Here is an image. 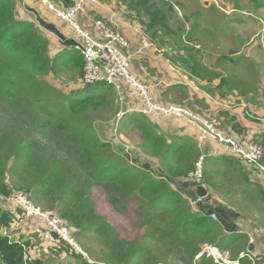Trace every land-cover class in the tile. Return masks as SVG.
Segmentation results:
<instances>
[{"label": "trees", "instance_id": "trees-1", "mask_svg": "<svg viewBox=\"0 0 264 264\" xmlns=\"http://www.w3.org/2000/svg\"><path fill=\"white\" fill-rule=\"evenodd\" d=\"M99 1L117 6L120 17L140 28L141 36L174 66L184 68L193 79H205L199 63L183 53L188 47L181 30L170 25L173 7L166 5L165 11L155 0ZM252 2L258 11L264 10V0ZM15 3L0 0V98L13 111L11 116L7 114L11 117L10 126L0 128V264H50L41 253L46 248L69 256L75 263L91 264L65 243L45 244L39 227H34L33 220H39L25 219L21 208L11 201L14 191H24L31 200L53 211L75 234L101 236L112 264H136L139 256L149 255L146 240L134 247L125 246L107 218L97 211L92 199L94 188L104 191L109 204L120 214H125L130 201H135L139 227H149L146 239L157 238V242L164 244L160 251L164 259L174 255L181 264H213L205 252L209 244L233 253L234 260L247 263L241 258L250 248L246 247V236L230 233L239 237L225 244L227 232L236 231L235 224L224 223L216 212L205 216L181 191L179 184L189 181L203 157L196 145L183 138L169 141L156 133L145 116L133 115L127 124L120 125L124 135L137 141L133 145L135 150L129 147L135 158L128 161L119 145L105 138L103 132L104 123L115 125L118 121V92L105 84H98L95 89L85 85L81 52L66 41L53 54L46 30L38 23L22 19ZM74 70L79 89L73 88L70 93H64L47 79ZM218 78L220 85L211 86L208 92H219L225 99L230 93L221 88L229 81L220 75ZM207 79L212 81L209 75ZM240 87L241 99L246 92ZM235 159L222 156L221 161L225 166H233ZM135 160L141 165L150 163L155 172L146 171ZM250 168L256 178L261 175ZM160 174L165 178H160ZM203 183H212L207 181L206 173ZM213 208L204 207L207 211ZM214 214L218 221L212 220ZM24 220L30 221V231L16 233L13 227ZM166 220L173 227L163 233L162 229L171 225ZM238 240L244 241L239 248L244 250L234 255V243ZM160 261L154 258L151 264Z\"/></svg>", "mask_w": 264, "mask_h": 264}, {"label": "rangeland", "instance_id": "rangeland-1", "mask_svg": "<svg viewBox=\"0 0 264 264\" xmlns=\"http://www.w3.org/2000/svg\"><path fill=\"white\" fill-rule=\"evenodd\" d=\"M155 1L165 11H167L166 5L173 7L170 25L176 31L181 30L184 43L188 47V49L183 50V53H185V56L192 57L197 61V63H199L200 73L205 76V79L200 78V81L195 79L199 82V88L208 92V89L211 86H219L221 78L216 79V76L220 75L222 79L225 78L229 81L227 85L221 88V91H227L230 93L227 98H221L223 99L222 101L224 102V107L232 109L231 105H238L240 108H248L249 116H254V120L257 123H261V120L264 119V117L259 116L260 112H264V10L258 11L255 4L252 2L253 0ZM74 40L80 42V39L77 36L74 37ZM224 58L227 59V61ZM231 59L235 62H232ZM133 67L134 62L131 61V70ZM208 75L212 78V81L207 79ZM77 76V70H74L73 72L61 74L59 77L50 75L47 79L64 93H70L73 91V88L79 89ZM238 86H241L240 88L243 89L242 91L244 93L246 92V96L244 98H239L240 93ZM92 87L95 89L99 86L94 85ZM229 88H232L231 92L228 91ZM217 93L219 94V92ZM218 94L216 95L218 100L214 101L220 105L222 101H219L220 96ZM119 96V102H124L125 96ZM141 109L142 106L139 110H136V112L140 113ZM257 109L258 111H256ZM120 110L118 121L115 125H110L109 122L104 123L103 132L105 134V138L107 137L109 141H112L117 145L125 143L135 150V147L133 146L135 145L134 142H137L135 138L124 134V137L121 138L120 136L123 132L121 131L122 127L120 125H124V123H120V115L124 111L123 103H121ZM12 112L13 111L10 106L7 107L6 103L0 98L1 130H4L5 124L10 126V116ZM127 132L130 133V131ZM214 161L216 160H207L206 162H203L207 175V181H213L215 176L214 172L217 171L221 174L223 173L222 175H224V171H227V176L224 178L230 177L229 183L236 184L237 181L233 175H236V168L240 169V161L236 160V164L231 167L225 166L224 164H221L223 166L220 165L214 167ZM208 167H210V171H208ZM222 181L223 178L218 180L217 183ZM92 199L99 214H102L107 218V221L116 231L119 238L122 239V242H124L126 247H134L136 244L142 243L146 240L145 244L149 255L143 254L139 256L137 258L138 264H151L154 258L161 259L160 264H181L177 259H175L174 255H168L167 259L160 256V251L164 247V244L157 242V238L149 240L144 237L145 232L149 227L145 229H141L139 227V220L136 215L137 205L135 201H130L126 213L120 214L111 204H109V200L104 191L94 188ZM32 203L42 209L45 213L48 212L50 214H55L53 211L46 209V207L44 208L41 204L36 203L34 199L32 200ZM245 205L246 207L240 211L242 212L243 217L248 219L247 217H250L251 212L256 209V205L249 200H245ZM169 219H171V217H169ZM212 220L215 221L213 218ZM166 221L170 222V220ZM23 222L24 221H21L19 226H22ZM167 223L165 225H167ZM170 224L171 225L169 227L162 229L163 233H167L173 227L171 222ZM239 225V229H241L243 223H240ZM247 229L250 230L251 236H253L251 239L247 238L248 243H246V247L248 245L252 246V240L256 242L254 233H252V227H248ZM71 232L73 236L72 238H74L75 242L81 248L82 253L77 251L74 247L73 249L77 253L82 254L89 263L112 264L107 258L109 250L103 244L102 240L104 239H101V236L92 237L91 235L86 234L81 235L79 232L76 234L73 231ZM234 239L235 238H230L228 241L229 243L227 242V244H230ZM205 247L217 248L214 245L209 244ZM239 248L240 246L235 247L236 251L234 255L238 252H243L244 249ZM205 251H207L206 254L209 257L208 259H211L213 264H218V262L222 264V262H224L223 260L235 261L231 257L233 253L230 255L229 252L220 251V249V253L218 254L209 253L208 250ZM41 253L45 254V257L48 259L50 264L67 262L71 264H84L82 262L75 263L69 258V256H66L63 253H56L48 248L42 249ZM200 256L201 255L197 258ZM255 261L256 264H264V255L257 257Z\"/></svg>", "mask_w": 264, "mask_h": 264}, {"label": "crops", "instance_id": "crops-1", "mask_svg": "<svg viewBox=\"0 0 264 264\" xmlns=\"http://www.w3.org/2000/svg\"><path fill=\"white\" fill-rule=\"evenodd\" d=\"M52 1L57 7L68 9L72 7L77 0ZM15 2L18 13L22 19L38 23L44 31L45 28L43 24L54 25L56 27L55 31H57L63 39L57 37L56 33L45 31L50 39L53 54L57 53L60 50L59 48L64 46L66 41L70 43L73 41L72 47L77 49L78 42L74 40L77 34L73 27L57 19L39 0H15ZM93 19L107 22L115 31L129 40L130 48L128 49V54L131 56V61L134 62L132 71L134 75L147 86L151 97L156 103L183 105L205 116V118L215 120L219 124V129L225 135L232 136L237 141H240L241 135L246 133L248 141H258V143L261 142L260 144L264 143V119L261 120V123H257L254 120V116H249L248 108H240L238 105H231L232 109L225 108L221 97L219 101L222 102L219 105L214 101L218 100L217 94L212 95L199 88V82L191 78L190 75L185 72L186 70L184 68L174 66L169 60H166L162 53L155 47L151 46L150 48L144 49L141 44V40L144 37L141 36L140 28L132 26L124 21V19L120 17L117 6H109L99 1L98 4L88 7L87 17H77V22L84 29L94 32L91 22ZM119 95L118 93V96ZM122 96H125L124 102L121 101V103H123L124 112H127V114L120 119V123L127 124L129 120L132 119L133 115H142L136 112V110L141 108L142 103L129 92ZM256 111H258V109ZM259 114V116L264 117V112H260ZM145 117L154 125L156 133L168 138L169 141L178 138L192 141L196 145L197 150L201 151V156L205 158L204 162L207 160H216L214 161V167L224 163L221 161L222 156H228L221 151V146L216 142L211 140L205 142L199 141L195 126L184 119L173 117L155 120L150 116ZM120 136L121 138L124 137L123 133H121ZM127 147L129 148L130 146L128 145ZM236 160L237 159H235V162ZM240 163V169L236 168V175H233L236 178V184L229 183L230 177L224 178L227 176V171H224V175L217 171L214 172L215 176L212 183L204 184L205 188L212 196V200L206 202L205 206H213L215 208L222 206V208L227 211L228 216L237 215L238 217L236 219L233 218L232 221L235 224L234 229H239V224L243 223L240 229L243 231L240 232L243 236H246V239H249L246 233L250 232L247 228L252 227V233H254L256 242L250 246L249 251L254 256L259 257L264 255V174L256 178L250 167L248 169L242 160ZM235 164L236 163H233V166ZM209 169L210 167H208V171H210ZM222 178L223 181L217 183V181ZM190 190L196 193L197 189L192 187ZM245 200H249L256 205V209L251 212L250 217H247L248 219H245L240 211L246 207ZM6 206L10 207L8 204H6ZM12 207L14 206L12 205ZM33 221L36 224L34 227H39L38 232H41V228L44 227H42L39 221H37L39 224L36 223L35 220ZM29 223L30 221L24 220L22 226H19L18 222L13 227V230L18 234L28 233L31 229ZM227 233L228 236L224 241L225 244L230 238L236 239L239 237L238 234L231 235V232ZM243 242V240H238L234 245L235 247H239Z\"/></svg>", "mask_w": 264, "mask_h": 264}, {"label": "built area", "instance_id": "built-area-1", "mask_svg": "<svg viewBox=\"0 0 264 264\" xmlns=\"http://www.w3.org/2000/svg\"><path fill=\"white\" fill-rule=\"evenodd\" d=\"M40 3L52 12L56 18L70 25L75 30L80 42L77 43V49L80 50L84 58V78L83 83L87 86L98 84H108V86L117 90L120 97L129 92L133 97L142 101L140 114L150 116L155 120L168 118H181L194 125L197 130L199 141H214L221 146V151L236 159L242 160L250 167L264 174V146L256 141H248L246 133L240 137V141L232 136L225 135L220 129L219 124L209 118H205L191 109L173 104L156 103L145 86L131 70V56L128 54L130 48L129 40L119 32L115 31L107 22L93 19L94 32L84 29L78 22L77 17L88 16V7L96 5L98 0H77L74 5L68 9L57 7L52 0H39ZM96 32V33H95ZM144 49L150 48L151 44L145 39L141 40ZM127 112H122L120 119L125 117ZM204 158L196 164L195 171L189 176V181L198 186H204ZM196 187V188H197ZM193 206L205 201V197L195 196L190 198ZM11 201L16 203L24 212L26 219H38L45 226L41 230V238L47 245H56L65 243L82 253L81 248L72 238V232L66 223L60 218L42 209L32 203L29 196L20 191H14ZM218 221L217 216H211ZM251 239V233H246ZM251 244H255L252 240ZM209 253L218 254L219 249L205 247ZM207 252V251H205ZM247 264H256L257 258L251 252L243 255ZM222 264H244L239 260H223ZM218 264H221L218 262Z\"/></svg>", "mask_w": 264, "mask_h": 264}, {"label": "water", "instance_id": "water-1", "mask_svg": "<svg viewBox=\"0 0 264 264\" xmlns=\"http://www.w3.org/2000/svg\"><path fill=\"white\" fill-rule=\"evenodd\" d=\"M43 25H44L43 27L45 28L47 32L56 33L57 37L63 39L62 36L57 31H55L56 27L54 25H45V24ZM71 43L73 45V41ZM119 148L123 152L125 158L128 161H133L134 153L130 151L126 145L121 144L119 145ZM135 163L139 164V166L143 167L146 171L153 172V173L155 172V170L152 168V165L150 163L141 165L139 160H135ZM160 178L164 179L165 178L164 174H160ZM179 186L181 187V191L184 193V195L187 198H193L195 196H202L206 198L205 201L198 204L200 212L203 213L205 216H210L211 214L216 212L224 223H230V224L232 223L233 218L236 219L238 217L237 215L228 216L227 211L223 209L222 207L211 209V211H214V212L205 210L204 209L205 203L212 200V196L209 194L208 190L205 187L203 186L197 187L196 183L192 181L180 183ZM192 187H195V188L197 187L196 193L190 190ZM237 232H240V229H237L236 231L231 232V233H237Z\"/></svg>", "mask_w": 264, "mask_h": 264}, {"label": "bare ground", "instance_id": "bare-ground-1", "mask_svg": "<svg viewBox=\"0 0 264 264\" xmlns=\"http://www.w3.org/2000/svg\"><path fill=\"white\" fill-rule=\"evenodd\" d=\"M106 85H108V84H106Z\"/></svg>", "mask_w": 264, "mask_h": 264}, {"label": "clouds", "instance_id": "clouds-1", "mask_svg": "<svg viewBox=\"0 0 264 264\" xmlns=\"http://www.w3.org/2000/svg\"><path fill=\"white\" fill-rule=\"evenodd\" d=\"M250 252V251H249Z\"/></svg>", "mask_w": 264, "mask_h": 264}]
</instances>
